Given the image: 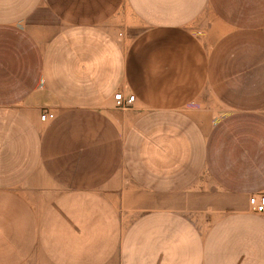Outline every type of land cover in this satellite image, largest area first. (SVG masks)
Instances as JSON below:
<instances>
[{"label":"crops","instance_id":"obj_1","mask_svg":"<svg viewBox=\"0 0 264 264\" xmlns=\"http://www.w3.org/2000/svg\"><path fill=\"white\" fill-rule=\"evenodd\" d=\"M261 191L264 0H0V264H264Z\"/></svg>","mask_w":264,"mask_h":264},{"label":"built area","instance_id":"obj_2","mask_svg":"<svg viewBox=\"0 0 264 264\" xmlns=\"http://www.w3.org/2000/svg\"><path fill=\"white\" fill-rule=\"evenodd\" d=\"M115 105L120 109H128L135 102V95H130L125 98L121 92L114 96ZM55 118V114L50 111H45L41 116V120L46 122ZM249 209L255 215L264 216V191L253 193L249 196Z\"/></svg>","mask_w":264,"mask_h":264},{"label":"rangeland","instance_id":"obj_3","mask_svg":"<svg viewBox=\"0 0 264 264\" xmlns=\"http://www.w3.org/2000/svg\"><path fill=\"white\" fill-rule=\"evenodd\" d=\"M124 18L126 22L124 23H121L122 25L124 24L126 27H139V25L137 24V22L135 21V19L132 17V15L130 13L127 14L126 16V13H125V10H124ZM119 19V18H118ZM122 21V19H121ZM118 26V25H117ZM121 27V26H120ZM140 29V28H139ZM142 30V29H141ZM116 106V105H115ZM117 108V107H116ZM129 182L127 183V186L129 187ZM134 195V194H133ZM129 201H128V204H127V209L129 210L131 208V205L133 204L134 200H135V196H129ZM130 200H131V203H130ZM129 214V212L127 213ZM21 264H50L49 261H47L46 259H44L43 257L41 256H32V257H29L27 256L26 260L22 261Z\"/></svg>","mask_w":264,"mask_h":264}]
</instances>
